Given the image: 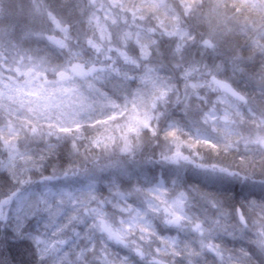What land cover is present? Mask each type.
Here are the masks:
<instances>
[{"label": "clouds", "instance_id": "1", "mask_svg": "<svg viewBox=\"0 0 264 264\" xmlns=\"http://www.w3.org/2000/svg\"><path fill=\"white\" fill-rule=\"evenodd\" d=\"M0 264H264V0H0Z\"/></svg>", "mask_w": 264, "mask_h": 264}]
</instances>
